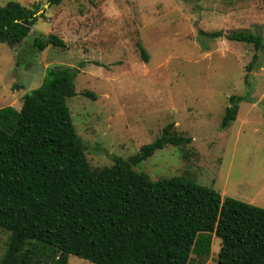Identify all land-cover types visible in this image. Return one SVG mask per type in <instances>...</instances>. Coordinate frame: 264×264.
Segmentation results:
<instances>
[{"label":"rangeland","instance_id":"rangeland-1","mask_svg":"<svg viewBox=\"0 0 264 264\" xmlns=\"http://www.w3.org/2000/svg\"><path fill=\"white\" fill-rule=\"evenodd\" d=\"M9 1L46 10L30 38L14 48L0 43V108L19 110L47 68H77L76 96L66 105L92 169L131 157L172 125V134L190 142L156 151L137 172L151 180L185 176L222 198L264 209V0H63L51 7L46 0H0V6ZM240 32L260 36L263 47L227 40ZM217 33L222 37L211 36ZM48 35L64 46L32 47L34 36ZM231 96L243 100L222 128ZM4 243L0 232V256ZM210 247L206 264H217L219 240ZM68 264L92 263L69 256Z\"/></svg>","mask_w":264,"mask_h":264},{"label":"trees","instance_id":"trees-1","mask_svg":"<svg viewBox=\"0 0 264 264\" xmlns=\"http://www.w3.org/2000/svg\"><path fill=\"white\" fill-rule=\"evenodd\" d=\"M45 10L38 3L0 6V43L14 48L30 38ZM226 38L263 47L260 36L245 32ZM30 42L37 51L64 46L55 35ZM78 73L47 68L40 86L23 95L19 110L0 108V232L5 234L0 264H68L69 256L92 264H206L213 238L219 240L217 264H264V209L222 198L185 176L151 180L135 170L165 146L190 142L172 134V125L127 159L89 166L66 105L76 96ZM242 100L229 97L222 128L235 120Z\"/></svg>","mask_w":264,"mask_h":264}]
</instances>
